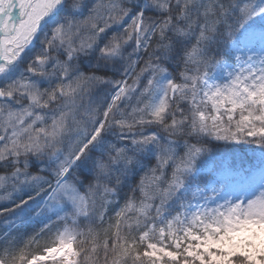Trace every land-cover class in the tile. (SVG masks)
Returning a JSON list of instances; mask_svg holds the SVG:
<instances>
[{
    "label": "snow or ice",
    "instance_id": "snow-or-ice-1",
    "mask_svg": "<svg viewBox=\"0 0 264 264\" xmlns=\"http://www.w3.org/2000/svg\"><path fill=\"white\" fill-rule=\"evenodd\" d=\"M0 264H264V0H0Z\"/></svg>",
    "mask_w": 264,
    "mask_h": 264
},
{
    "label": "trees",
    "instance_id": "trees-1",
    "mask_svg": "<svg viewBox=\"0 0 264 264\" xmlns=\"http://www.w3.org/2000/svg\"><path fill=\"white\" fill-rule=\"evenodd\" d=\"M243 146L241 145H224L221 144L216 147L217 152H228V153H234L236 149H241ZM125 192L127 191V188L124 190ZM121 195H124V192L121 193Z\"/></svg>",
    "mask_w": 264,
    "mask_h": 264
},
{
    "label": "rangeland",
    "instance_id": "rangeland-1",
    "mask_svg": "<svg viewBox=\"0 0 264 264\" xmlns=\"http://www.w3.org/2000/svg\"><path fill=\"white\" fill-rule=\"evenodd\" d=\"M247 147H248V146L243 145V148H241V149H236L234 153H227V152H224V153H227V154H234V155H237V156H243V155H244V152H245V150H246ZM224 153L221 152V154H224Z\"/></svg>",
    "mask_w": 264,
    "mask_h": 264
}]
</instances>
